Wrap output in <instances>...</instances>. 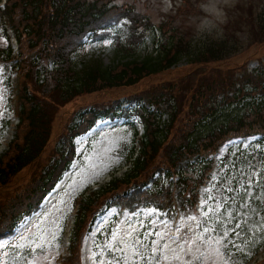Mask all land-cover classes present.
Listing matches in <instances>:
<instances>
[{
    "label": "rangeland",
    "instance_id": "1",
    "mask_svg": "<svg viewBox=\"0 0 264 264\" xmlns=\"http://www.w3.org/2000/svg\"><path fill=\"white\" fill-rule=\"evenodd\" d=\"M111 2L117 6L133 7L149 18L155 27L172 20L174 26L194 38L220 34L244 37L245 28L239 24L250 12L256 14L260 4H264V0ZM3 42L0 37V47ZM147 47L141 49L139 55H144L143 50H147ZM113 51L112 43L107 40L86 45L77 57H98L104 65H108ZM260 60L264 61V46L250 49L222 66L247 64V68L252 69ZM184 62L175 69L144 80L136 87L84 95L59 108L45 152L37 162L11 180L8 186L0 188V209L29 187L34 177L43 174L52 158L56 157V149L63 146L62 137L68 135V128L79 124L78 112L107 104L111 99L124 100L150 86L177 81L191 71ZM212 67L215 66L208 69ZM3 81L0 85V154L6 150L3 139L10 117L8 90ZM104 124L98 122L93 132ZM132 142L133 134L123 121L114 128L102 130L94 138L76 139V145L82 147L81 155L73 170L60 184L62 189L58 194H53L55 196L50 198L45 211L24 234L2 245L0 264H55V260L64 253L61 237L67 221L74 216L77 197L89 188L104 185L111 176H121L126 170V157L132 149ZM225 154L224 151L221 157ZM261 154L260 157L247 158L233 150L229 160L218 171L220 175L224 173L223 178L215 177L214 183L198 205L199 215L194 214L180 222L176 239L169 238L172 229L168 220L146 214L136 217L131 224L118 222L117 227L112 226L109 235L108 230L103 231L101 241L95 240L92 243L89 238L85 240L86 235L83 233L81 238L86 246H79L71 264H245L255 255L259 261L264 257V149ZM226 171L229 172L228 177ZM102 228L99 227L97 232Z\"/></svg>",
    "mask_w": 264,
    "mask_h": 264
},
{
    "label": "trees",
    "instance_id": "2",
    "mask_svg": "<svg viewBox=\"0 0 264 264\" xmlns=\"http://www.w3.org/2000/svg\"><path fill=\"white\" fill-rule=\"evenodd\" d=\"M8 5L7 11L11 18L26 24L20 36L27 34L30 37L26 42L28 48L35 49L39 45L40 48L31 65L34 88L31 91L32 99L28 100L31 104L23 118L27 123V132L19 140H22V144L17 145L13 153L0 158V185L9 183L11 178L37 160L43 152L55 113L52 114L49 107L53 111V107L63 106L81 95L134 86L145 78L169 70L182 60L188 64L218 63L231 59L256 43L264 44V10L257 15L250 13L245 21V40L229 35L219 39L201 37L186 42L184 37H180L169 41V45L150 49L141 56L138 51L144 42L134 39L137 35L131 28V35H123L121 28L104 30V22L111 16L110 11L106 10L107 3H88L85 0H8ZM100 31L113 41L115 47L108 65H104L98 57H77L81 48L68 47L73 39H81L89 33L96 36ZM8 49L2 56L11 57ZM49 65L51 70L48 69ZM215 74L220 75L218 72ZM201 78L198 80L200 84L205 79L209 80L211 75ZM217 87L222 88L221 93L232 90L235 94L228 104L227 112L221 110L223 117L218 122L216 115L220 110L217 109L220 102L213 105L204 103L202 106L204 96L207 97L208 93L211 95ZM172 90L173 95L168 99L159 97L152 101L155 111L146 113L145 136L139 158L133 162L123 179H113L99 192L85 199L81 206L82 219L95 203H102L106 194L135 182L140 173L147 172L156 159L164 161L163 166L171 174L176 166L188 163L195 153L213 149L228 134L243 129L254 130L261 121L259 118L264 112V101H260L256 107L251 106L253 103L245 104V113L235 108L234 101L244 102L251 94H264V67L243 74L240 78L224 76L214 79L203 83L201 88L196 86L194 89L187 83L174 86ZM224 98L227 102L230 100L229 97ZM164 116L166 119H163ZM211 118H215L213 125L208 124ZM58 163L46 170L47 180L54 176L53 170ZM188 165L182 170L187 171ZM196 168L197 175L192 180L181 174L175 193L171 188H165L158 189L152 195L162 198V202L183 213L186 207L195 204L197 187L201 185L208 169L193 165L188 172L192 173ZM147 178L151 179L148 175Z\"/></svg>",
    "mask_w": 264,
    "mask_h": 264
},
{
    "label": "clouds",
    "instance_id": "3",
    "mask_svg": "<svg viewBox=\"0 0 264 264\" xmlns=\"http://www.w3.org/2000/svg\"><path fill=\"white\" fill-rule=\"evenodd\" d=\"M210 7V6H209ZM207 10V9H206Z\"/></svg>",
    "mask_w": 264,
    "mask_h": 264
}]
</instances>
